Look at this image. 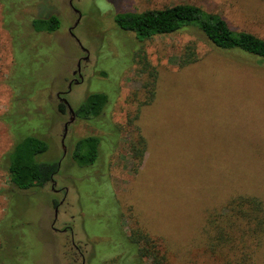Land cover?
Here are the masks:
<instances>
[{
    "label": "rangeland",
    "instance_id": "obj_1",
    "mask_svg": "<svg viewBox=\"0 0 264 264\" xmlns=\"http://www.w3.org/2000/svg\"><path fill=\"white\" fill-rule=\"evenodd\" d=\"M179 2L264 38V0H0V264H219L208 214L240 194L264 204V60L219 49L195 27L139 41L114 21ZM19 13L55 14L60 27L21 40ZM189 47L198 59L181 66ZM58 92L73 110L93 92L109 101L98 120L74 112L62 143L72 115ZM137 134L146 146L134 173ZM25 135L47 142L39 159L58 161L53 184L10 183L6 154ZM87 135L100 137L99 157L80 166L73 145ZM250 264H264V236Z\"/></svg>",
    "mask_w": 264,
    "mask_h": 264
},
{
    "label": "trees",
    "instance_id": "obj_2",
    "mask_svg": "<svg viewBox=\"0 0 264 264\" xmlns=\"http://www.w3.org/2000/svg\"><path fill=\"white\" fill-rule=\"evenodd\" d=\"M25 5L20 4L19 11ZM18 17L16 26H18L21 40H25V35L28 34L31 39H35L33 43H37L35 41L41 35H36L35 32L51 33L60 27L59 18L55 14L31 17L27 20L19 13ZM114 21L121 30L132 32L139 41L156 35L171 34L187 27H195L219 49L239 51L264 60V38L247 30L231 29L222 15L207 11L196 4L179 2L143 11L118 12L114 16ZM6 25L8 26L5 22ZM13 41H15L14 38ZM189 49L191 50L190 47ZM190 50L182 55L181 66L198 59ZM150 75L152 78L147 83L149 89L147 103L154 95L156 72L153 71ZM108 101L105 93L93 92L74 112L78 118L88 121L98 120ZM66 107L64 102L59 103L61 112ZM25 109L26 106L21 111L23 116ZM19 115L17 119L26 118ZM5 117L6 114L3 119L7 120ZM100 145L101 140L97 135L80 137L74 142L72 159L80 166L94 165L99 157ZM145 146V139L141 134H137L130 145L134 173L142 164ZM47 149V142L36 135H25L16 140L6 154L7 175L10 183L18 189L45 187L51 183L58 173L59 163L39 159V156ZM206 233L207 249L218 259L219 264H250L253 249L259 245L264 236L263 201L252 195L240 194L232 197L221 209L213 210L208 214ZM141 236L146 242L150 241L145 235ZM129 241L134 244L140 257L147 254L146 247H139V239L130 238ZM152 259L151 264H161L163 257L153 255Z\"/></svg>",
    "mask_w": 264,
    "mask_h": 264
},
{
    "label": "flooded vegetation",
    "instance_id": "obj_3",
    "mask_svg": "<svg viewBox=\"0 0 264 264\" xmlns=\"http://www.w3.org/2000/svg\"><path fill=\"white\" fill-rule=\"evenodd\" d=\"M70 3H71V1H70ZM71 32H72V31H71ZM85 60H87V58H85ZM72 74L74 75V77H73L74 82L81 81V77H82V75H81V68H80V60H78L77 65H76V69H74V70L72 71ZM72 82H73V81L69 82L68 85H71ZM61 94H63V92H58V93H57V97H58L59 99L63 98V96H61ZM53 181H54V180L51 181V184H53ZM65 230H66V229H64V231H65ZM76 248H77V247H76ZM77 249H78V248H77ZM73 261L75 262V259H73ZM82 264H84V259H83V258H82Z\"/></svg>",
    "mask_w": 264,
    "mask_h": 264
},
{
    "label": "water",
    "instance_id": "obj_4",
    "mask_svg": "<svg viewBox=\"0 0 264 264\" xmlns=\"http://www.w3.org/2000/svg\"><path fill=\"white\" fill-rule=\"evenodd\" d=\"M60 100L66 104L69 113L72 115V116L70 117V119L64 124V133H63V135H62V140H61L62 143H63V139H64V137H65V135H66V131H67V125H68V123L74 118V110H73V108L70 106V104H69V102L67 101L66 98L63 97V98H61ZM62 145H63V144H62ZM63 147H64V146H63Z\"/></svg>",
    "mask_w": 264,
    "mask_h": 264
}]
</instances>
